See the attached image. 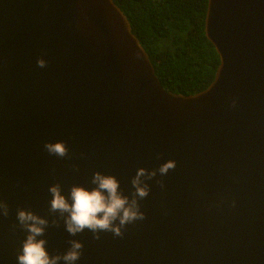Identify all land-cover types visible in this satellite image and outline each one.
<instances>
[{"label":"water","instance_id":"95a60500","mask_svg":"<svg viewBox=\"0 0 264 264\" xmlns=\"http://www.w3.org/2000/svg\"><path fill=\"white\" fill-rule=\"evenodd\" d=\"M204 32L215 78L178 94L113 0H0V264H17L26 238L17 209L51 220L50 185L67 196L100 171L130 195L138 168L169 159L140 201L145 220L100 240L61 221L42 237L49 254L76 239L77 264H264V0H208ZM48 141L69 155H49Z\"/></svg>","mask_w":264,"mask_h":264},{"label":"clouds","instance_id":"9594fccd","mask_svg":"<svg viewBox=\"0 0 264 264\" xmlns=\"http://www.w3.org/2000/svg\"><path fill=\"white\" fill-rule=\"evenodd\" d=\"M39 67L46 66L41 58L37 61ZM236 101H233L235 106ZM44 149L49 155L60 158L67 157L69 150L65 141L45 142ZM159 158V157H157ZM176 167V161L169 159L158 168L146 169L140 167L131 179L132 191L126 195L120 188V182L114 175L95 171L92 174L88 188L82 185H72L67 196L62 192L60 183L50 185L49 218L40 216L31 210L17 209L16 223L13 229L26 233L22 241L21 250L17 254V264H77L83 252V242L72 239L68 241L70 247L64 253L50 255L47 251L45 237L48 227H59L63 221L65 231L76 236L88 230L94 240L101 239L102 232H110L114 237H123L128 225L146 219V213L141 210L140 201L148 197L151 186L148 181L159 174L164 177ZM73 171L79 167L73 165ZM161 189L165 188L162 179L156 180ZM235 206V201H233ZM10 207L6 200L0 199V218H7Z\"/></svg>","mask_w":264,"mask_h":264},{"label":"trees","instance_id":"16d2710c","mask_svg":"<svg viewBox=\"0 0 264 264\" xmlns=\"http://www.w3.org/2000/svg\"><path fill=\"white\" fill-rule=\"evenodd\" d=\"M127 16L165 90H206L220 64L204 24L208 0H113Z\"/></svg>","mask_w":264,"mask_h":264}]
</instances>
